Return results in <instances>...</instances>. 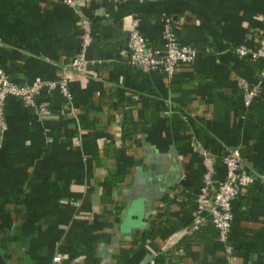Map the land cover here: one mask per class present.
Segmentation results:
<instances>
[{"label":"crops","instance_id":"crops-1","mask_svg":"<svg viewBox=\"0 0 264 264\" xmlns=\"http://www.w3.org/2000/svg\"><path fill=\"white\" fill-rule=\"evenodd\" d=\"M76 1L0 0V65L15 84L59 78L80 18L92 35L85 71L66 70L68 98L40 91L42 113L4 99L0 264H228L206 212H193L203 166L191 138L214 184L233 148L256 177L231 201L229 264H264V77L244 104L239 81L252 85L259 66L234 50L255 47L264 0ZM163 16L197 49L170 78L127 62L132 20L162 49Z\"/></svg>","mask_w":264,"mask_h":264},{"label":"built area","instance_id":"built-area-1","mask_svg":"<svg viewBox=\"0 0 264 264\" xmlns=\"http://www.w3.org/2000/svg\"><path fill=\"white\" fill-rule=\"evenodd\" d=\"M115 3H122L128 0H111ZM140 1V0H136ZM62 2L73 7L76 0H62ZM161 39L163 48L159 49L147 43L139 32L137 20H132L131 28L126 41L127 62L143 72L160 71L167 78H170L180 64L192 61L196 55L195 46L179 41L172 31L170 19L166 16L161 18ZM78 45L71 60L62 68L63 72L55 81H32L25 85H18L11 82L5 75L0 65V135L6 128L4 118V99L6 96L17 98L26 106L35 107L39 113L45 112V106L39 103L36 105L35 96L40 91L50 88H57L66 98L67 91L66 70L84 72L90 62L86 58V50L89 46L91 35V24L86 18L78 20ZM238 57L258 62L257 80L250 86L244 80L239 81L243 88V102L248 104L257 97L260 86V79L264 77V32L261 34L254 48L244 46L235 47ZM192 149L197 150L203 166L202 183L195 195L196 212H206L211 224L216 230L217 238L224 244L225 261L229 264L232 254V246L228 243V231L231 222V201L237 195L255 181V176L245 170L241 165L240 153L237 148L225 151L221 155V163L224 167L223 179L216 184L213 183V159L208 151L198 145V142L191 138ZM58 260L57 256L52 261Z\"/></svg>","mask_w":264,"mask_h":264},{"label":"trees","instance_id":"trees-1","mask_svg":"<svg viewBox=\"0 0 264 264\" xmlns=\"http://www.w3.org/2000/svg\"><path fill=\"white\" fill-rule=\"evenodd\" d=\"M193 210H194L193 212L195 213V212H196V200H195V198H194V209H193ZM208 220H209V218H208ZM209 221H210V220H209ZM210 223H211V222H210ZM195 230H197V228H196ZM191 232H193V231H191ZM191 232H190V233H191Z\"/></svg>","mask_w":264,"mask_h":264}]
</instances>
